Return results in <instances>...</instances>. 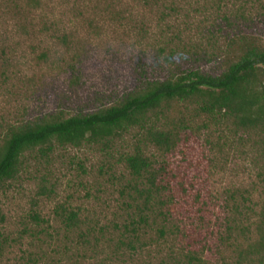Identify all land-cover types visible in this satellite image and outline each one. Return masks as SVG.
Returning a JSON list of instances; mask_svg holds the SVG:
<instances>
[{
	"label": "rangeland",
	"instance_id": "obj_1",
	"mask_svg": "<svg viewBox=\"0 0 264 264\" xmlns=\"http://www.w3.org/2000/svg\"><path fill=\"white\" fill-rule=\"evenodd\" d=\"M240 31L264 43V0H0V137L11 124L109 107L146 81L219 74L225 40ZM178 106L170 116L187 129L170 152L134 128L109 149L24 158L0 191V264H257L264 150L231 121ZM136 148L160 171L147 225H132L141 212L124 160ZM60 206L77 213L76 228Z\"/></svg>",
	"mask_w": 264,
	"mask_h": 264
},
{
	"label": "trees",
	"instance_id": "obj_2",
	"mask_svg": "<svg viewBox=\"0 0 264 264\" xmlns=\"http://www.w3.org/2000/svg\"><path fill=\"white\" fill-rule=\"evenodd\" d=\"M225 41L221 55L225 70L219 74L205 72L202 68L186 70L165 80L146 81L120 101L92 113L70 117L48 115L8 125L0 137V191L8 190V184L17 179L25 165L23 159L27 160L28 156L38 154L42 159H50L58 149H109L116 139L134 128L144 133L146 144L170 152L181 132L187 129L183 118L174 120L170 116L180 104L195 106L197 115L205 116L215 125L231 121L237 135L240 132L248 134L245 142L259 145L264 150V43L241 31L228 36ZM161 118L173 121L159 128L156 121ZM124 162L132 177L128 184L129 190L135 192L131 195L132 201L141 212L138 222L134 220L132 225H147L149 215L142 212L154 214L152 204L161 191L157 180L160 171L140 148L126 155ZM263 176L262 173L263 194L258 221L254 224L257 240L251 245L257 264H264ZM246 202L244 200L243 204ZM57 214L66 228H76L77 213L74 210L69 212L60 206ZM39 219L38 215L32 217L34 221ZM159 231L162 236L165 234L163 228ZM132 232L138 234L139 228H133ZM6 247L7 239L0 233V257ZM193 259H188V264Z\"/></svg>",
	"mask_w": 264,
	"mask_h": 264
}]
</instances>
